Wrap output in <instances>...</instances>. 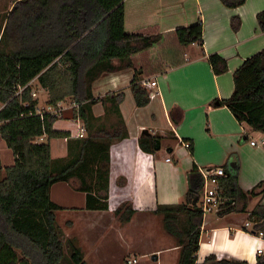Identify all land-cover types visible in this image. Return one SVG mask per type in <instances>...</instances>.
Returning <instances> with one entry per match:
<instances>
[{
  "label": "trees",
  "instance_id": "obj_1",
  "mask_svg": "<svg viewBox=\"0 0 264 264\" xmlns=\"http://www.w3.org/2000/svg\"><path fill=\"white\" fill-rule=\"evenodd\" d=\"M230 9L246 0H220ZM258 28L264 32V11L256 15ZM238 16L230 19L237 32ZM181 47H202L203 27L195 24L172 32ZM161 34L128 33L124 27V0H20L12 5L0 36V138L14 157L12 166L3 168L0 161V264H62L64 246L56 223V213L63 208L50 199L51 187L68 183L85 194V211L108 210L109 149L128 137L122 118L107 128L93 126L91 107L107 101L115 109L124 93L93 97L91 84L102 73L131 68L129 85L134 104L143 108L149 103L148 90L142 85L143 70L133 57L158 45ZM206 61L216 76L227 71V62L217 54ZM31 81L48 93V103L70 98L78 104L71 117L85 125L86 136L79 139L77 154L54 169L49 140L68 138L70 132L59 130V119L34 115L37 101L30 96ZM27 86V87H25ZM18 87H25L15 95ZM210 107H226L239 124L264 134V48L246 59L233 74V91L225 100H213ZM45 137L39 142V137ZM154 139L142 135L138 146L144 153H154ZM219 179L220 194L227 199L217 212L248 214L249 231L264 235V204L248 211L250 198L264 197V182L248 191L238 183V171ZM120 182V181H119ZM188 190L182 203L157 205L154 214L162 215L164 232L178 248L177 264H249L233 258L219 259L209 254L198 263L199 236L203 212L198 206L202 179L196 166L188 173ZM125 222L134 211L125 210ZM72 264H87L81 251L71 248ZM254 264H264V252Z\"/></svg>",
  "mask_w": 264,
  "mask_h": 264
},
{
  "label": "crops",
  "instance_id": "obj_2",
  "mask_svg": "<svg viewBox=\"0 0 264 264\" xmlns=\"http://www.w3.org/2000/svg\"><path fill=\"white\" fill-rule=\"evenodd\" d=\"M7 1L11 9L20 0ZM262 11L264 0H246L234 9L225 7L220 0H124L125 30L128 33H159L162 40L133 57L134 65L143 70L142 81H156L157 84L158 97L145 107L137 108L129 91L135 73L131 68L102 73L91 84L95 98L124 93L117 109L110 101L91 107V115L96 120L93 126L106 127L103 122L114 115L117 119L121 117L126 125L128 137L114 142L109 149L113 169L109 173L108 187H113L115 196L119 195L118 189L124 195L132 193L131 199L139 209L182 203L189 187L188 173L193 166L197 167L201 179L204 169L222 167L230 173L238 171V183L243 191L264 182V146L249 144L264 140V134L239 124L226 107L209 106L213 100L230 97L234 72L246 59L264 48V32L259 30L256 21V15ZM233 16L241 20L237 32L230 27ZM198 21L203 27L202 47L176 44L172 32ZM211 54H217L227 62L224 74L216 76L212 73L206 61ZM68 117L70 115L65 120H58L56 128L70 132V136L49 140L55 170L78 151L75 124ZM143 130H147L151 138H159V150L163 138H170L174 145L165 142L161 154H158L159 150L144 153L138 146ZM181 141L190 144V148L185 149ZM3 144L8 149L0 138V146ZM166 158L171 161L165 162ZM13 163L12 155L9 166ZM114 169L117 175L126 179L121 187L113 178ZM146 195H150L149 200ZM259 202L264 204V197L250 198L248 211ZM247 217L248 214L235 213L222 217L217 213L204 216L197 262L213 254L219 259L233 258L254 264L257 250L264 249V241L245 228ZM171 249L176 251L178 248L173 246Z\"/></svg>",
  "mask_w": 264,
  "mask_h": 264
},
{
  "label": "rangeland",
  "instance_id": "obj_3",
  "mask_svg": "<svg viewBox=\"0 0 264 264\" xmlns=\"http://www.w3.org/2000/svg\"><path fill=\"white\" fill-rule=\"evenodd\" d=\"M10 10L9 1L0 0V34ZM0 47L1 50H5L4 46L0 45ZM33 89L37 96L41 97H39L40 104L48 102L47 91L40 88L37 83ZM70 100V98L64 99L66 103ZM70 114L68 112L67 116ZM117 121L114 115L105 119L103 123L110 128ZM165 142L174 145L170 138H163L158 154L164 152ZM0 156L2 167L9 166L12 155L4 144L0 146ZM112 169L109 168V173ZM115 170L112 174L113 178L121 187L126 179L117 175ZM2 175L3 172L0 173V176ZM112 191H114L113 187L112 189L108 187L107 211L90 212L84 209L85 194L74 190L70 184L57 183L51 187L50 199L63 208L56 213V223L64 246L62 264H72L70 261L72 247L81 251L83 260L87 264H128V261L133 260L136 261L134 264H177L178 249L176 251L171 249L175 246V242L163 230L162 215L154 214L153 207L137 208L131 199L132 193L130 196L124 195L118 189L116 192L118 191L119 195L115 196ZM148 198L150 195H146V200H149ZM198 206H201V198ZM127 208L132 209L134 213L130 220L125 222ZM153 255H156V260L152 259Z\"/></svg>",
  "mask_w": 264,
  "mask_h": 264
},
{
  "label": "built area",
  "instance_id": "obj_4",
  "mask_svg": "<svg viewBox=\"0 0 264 264\" xmlns=\"http://www.w3.org/2000/svg\"><path fill=\"white\" fill-rule=\"evenodd\" d=\"M35 81H31L27 86L31 87L30 96L32 99L37 101V105L34 108V115L42 117L43 115H50L53 116L59 120L66 119V113L72 112L73 110L78 108V104L75 103L73 100H70L69 103H66L65 101L57 102L56 104L52 105L48 102H43L40 104L39 97L37 96L36 91L33 89V83ZM142 85L148 90V98L149 100H153L158 97V93L156 91L157 84L156 81L151 82H141ZM25 86V87H27ZM25 87L21 88L18 87L16 90L15 95H20L22 91L25 89ZM69 121L75 124V137L77 139H82L86 136V128L84 123L78 118H72L71 114L70 117H68ZM39 142L44 141L45 137H39L37 139ZM180 144L185 148L189 149L190 144L186 142H180ZM250 146H264V140H260L259 143H256L255 141L249 142ZM170 158H166L165 162H170ZM202 179H203V188L201 193V210L203 212V215L213 214L217 213L220 208L224 205V203L227 201V199L223 198L220 194V188H219V179L225 176L224 170L222 167H214L209 169H204L201 172ZM245 228L250 229L251 224L246 222L244 224ZM256 236L259 237L261 240L264 241V235L261 231L256 233ZM264 252V249L257 250V255H260ZM136 263L135 260L128 261V264H134Z\"/></svg>",
  "mask_w": 264,
  "mask_h": 264
},
{
  "label": "water",
  "instance_id": "obj_5",
  "mask_svg": "<svg viewBox=\"0 0 264 264\" xmlns=\"http://www.w3.org/2000/svg\"><path fill=\"white\" fill-rule=\"evenodd\" d=\"M141 135H146L148 137L151 136V134L147 131V130H143V132L141 133ZM154 143H155V146H154V151H158L159 150V140L158 139H154ZM152 259L153 260H156V255H153L152 256Z\"/></svg>",
  "mask_w": 264,
  "mask_h": 264
}]
</instances>
